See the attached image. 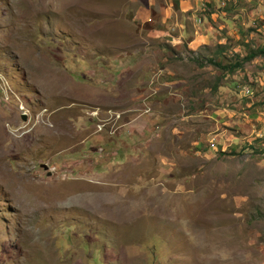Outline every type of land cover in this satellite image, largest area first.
I'll return each mask as SVG.
<instances>
[{"label":"rangeland","instance_id":"1","mask_svg":"<svg viewBox=\"0 0 264 264\" xmlns=\"http://www.w3.org/2000/svg\"><path fill=\"white\" fill-rule=\"evenodd\" d=\"M199 1L0 0V264H264V0Z\"/></svg>","mask_w":264,"mask_h":264},{"label":"crops","instance_id":"2","mask_svg":"<svg viewBox=\"0 0 264 264\" xmlns=\"http://www.w3.org/2000/svg\"><path fill=\"white\" fill-rule=\"evenodd\" d=\"M211 0H207V3L209 5V3ZM251 3L253 5H255V9L253 8V10H258V9H262L263 8V5L260 4L259 2H253V0H250ZM200 4L201 2L199 0H165V5H162V4H158L156 6H149V7H144V8H141L140 5L139 6H134L136 8H133L132 10H127V16L128 18H130V20L132 21H140L141 24L143 23H146L147 21H150V16H148L149 14V11L148 9L151 8H154L156 10V16H158V21L161 25V29L159 27H156L158 28V31H165L167 32L168 30L171 29V27H177L179 26L178 28V36L180 38H184L185 39V43L187 45V47L189 49H193V43L198 40L199 38H201V43H200V46L202 45H210V44H213V30H211L210 28H203L202 26H200L198 29L195 28L194 30H190V27H192V25L188 28H185L186 25L183 26L182 23H180V17L183 15V14H186L187 12H192V16H194L193 14V11L197 10V9H200ZM246 7V6H245ZM225 9L228 10V12L225 10H222L221 12L223 14H230L234 11H236V13L234 14L235 15V18H237L235 20V25L234 27H229L228 29V32L227 34L224 32L221 34V36H219V38H217V41H214V43H223L226 39V37L229 35V34H234V36L236 37V39L242 37V39L244 38L242 36V34L244 33V30H246L247 26H244V23L243 21H241V19H239V17L241 16L240 13H242V11L245 10V8L243 6H238L236 8H234V11L231 12L230 10V7L229 6H225L224 7ZM205 10V9H204ZM240 11V13L238 14V12ZM211 16L213 17V13H211ZM188 18H190V16L188 15L187 16ZM195 18V16H194ZM234 18V19H235ZM227 21V20H226ZM195 26V25H193ZM248 30L250 31V38L252 37L253 35V30L251 28H248ZM212 33V34H211ZM187 37V38H185ZM218 37V36H217ZM229 37V36H228ZM172 40V39H171ZM244 42H248L247 38L244 39ZM237 43V42H236ZM234 43V45L236 44ZM240 44L237 43L235 45V51H237V49H240ZM259 47V46H258ZM260 47H262L260 45ZM241 51V50H240ZM260 56V54H258ZM258 55H255L253 58L249 59V60H257L258 58H256ZM241 56H243L241 54ZM255 58V59H254ZM262 60H264V56L261 57ZM245 61H248V60H245ZM252 103H246V106L249 107ZM228 112V113H227ZM235 115L233 110H226L224 109V112H223V116H221L219 119L218 122L221 121L222 125H230L231 123H229L231 117ZM247 117L252 120L255 118L257 119L256 115L255 114H252V115H247ZM244 119H247V118H244ZM253 133L251 132V134L253 135H247L246 136V141H248L250 143V141L255 138V137H258L259 136V131H255L253 129ZM217 134H222V132H219ZM245 137V136H244ZM239 139L240 137H238V135H234V134H230V142L234 145V141L236 139ZM257 144L259 145L260 142H257Z\"/></svg>","mask_w":264,"mask_h":264},{"label":"bare ground","instance_id":"3","mask_svg":"<svg viewBox=\"0 0 264 264\" xmlns=\"http://www.w3.org/2000/svg\"><path fill=\"white\" fill-rule=\"evenodd\" d=\"M59 126V125H58ZM54 127V126H52ZM2 130V128H1ZM34 131V130H33ZM45 133H48V134H55L56 136H58V131L56 130V128H49V127H46L45 126V129H44ZM10 133V132H9ZM44 133V132H43ZM14 135V134H13ZM23 135V134H22ZM11 136H8L5 132H0V140H3V139H9ZM19 136H14L11 138L10 141H12L11 143L16 146V142L19 140L18 138ZM27 140V139H26ZM19 142V141H18ZM25 142V141H24ZM20 143V142H19ZM31 143V142H30ZM28 144V143H27ZM23 146V145H22ZM8 148V146H7ZM6 148V149H7ZM10 149V148H9ZM6 154V150L3 148V144H0V156H4Z\"/></svg>","mask_w":264,"mask_h":264},{"label":"trees","instance_id":"4","mask_svg":"<svg viewBox=\"0 0 264 264\" xmlns=\"http://www.w3.org/2000/svg\"><path fill=\"white\" fill-rule=\"evenodd\" d=\"M258 55V54H264V48L263 47H259L257 48L256 50H252V51H249L248 54H246L242 59L245 61V60H249L251 58H253L255 55ZM211 62H213L214 64L216 65H220L218 62H215L213 59L210 60ZM237 66V62L233 63L232 65L229 64V66H223L224 68H227L228 70H232L234 67ZM260 140H262V138L260 137H255L253 139V142H259ZM260 151L264 152V148L260 149ZM223 152V151H222Z\"/></svg>","mask_w":264,"mask_h":264},{"label":"built area","instance_id":"5","mask_svg":"<svg viewBox=\"0 0 264 264\" xmlns=\"http://www.w3.org/2000/svg\"><path fill=\"white\" fill-rule=\"evenodd\" d=\"M241 92H242L243 95H246V96L250 95L252 93V91H251V89L249 87L242 88ZM263 147H264V143H263ZM263 154H264V152H263Z\"/></svg>","mask_w":264,"mask_h":264}]
</instances>
